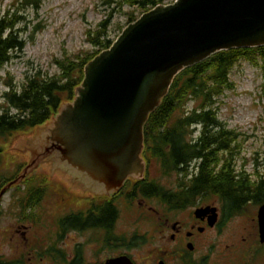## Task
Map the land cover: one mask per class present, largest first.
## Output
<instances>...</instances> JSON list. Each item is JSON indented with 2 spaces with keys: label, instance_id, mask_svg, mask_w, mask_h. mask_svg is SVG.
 <instances>
[{
  "label": "water",
  "instance_id": "obj_1",
  "mask_svg": "<svg viewBox=\"0 0 264 264\" xmlns=\"http://www.w3.org/2000/svg\"><path fill=\"white\" fill-rule=\"evenodd\" d=\"M260 45L264 0L157 5L85 65L72 101L45 124L14 134L3 156L11 152L27 162L16 180L31 164H41L46 184L63 185L77 203L88 194L83 180L117 189L129 174H142V127L174 77L217 51ZM260 219L264 227V206Z\"/></svg>",
  "mask_w": 264,
  "mask_h": 264
},
{
  "label": "trees",
  "instance_id": "obj_2",
  "mask_svg": "<svg viewBox=\"0 0 264 264\" xmlns=\"http://www.w3.org/2000/svg\"><path fill=\"white\" fill-rule=\"evenodd\" d=\"M44 0H21V7L38 8ZM147 11L157 5L174 0H125ZM22 19L15 13L0 14V68L21 50L24 44L18 36L17 22ZM135 19L130 18L129 22ZM106 19L97 28L88 33V42L98 50L91 53L65 57L56 61L59 72L42 73L40 70L26 75L21 84L5 83L0 94V165L3 159L4 141L19 132H26L45 124L59 110L65 101L74 99L76 90L84 80V67L102 50L108 49L113 39L105 33ZM245 60L259 66L264 76V45L255 47H237L217 51L208 58L182 69L173 79L167 94L158 106L149 112L143 124L142 157L149 165L152 162L160 174L177 176L185 174L189 165L198 167V174L192 176L191 188L186 194H200L212 189L221 190L224 182L232 188V194L243 193V182H233L235 178L246 179L248 176L232 166V158L237 155L235 145L238 133L226 127L218 118L217 98L233 88L230 80L231 69L239 61ZM264 90V80L262 83ZM264 92V91H263ZM188 100L192 106L187 108ZM193 131H198L196 136ZM223 159L224 166L218 174H213L218 160ZM16 167L11 177L0 175V188L15 179L21 168ZM237 171V172H236ZM236 172V173H235ZM183 178V177H182ZM31 176L26 180L25 196L20 202L26 207L34 206L43 198L46 191L35 184ZM235 188V189H234ZM142 196H162L166 194L158 183H151L141 188ZM101 224L108 228L113 219V209H106ZM103 217V218H104Z\"/></svg>",
  "mask_w": 264,
  "mask_h": 264
},
{
  "label": "rangeland",
  "instance_id": "obj_3",
  "mask_svg": "<svg viewBox=\"0 0 264 264\" xmlns=\"http://www.w3.org/2000/svg\"><path fill=\"white\" fill-rule=\"evenodd\" d=\"M20 2L21 0H0V14L8 12L22 17L16 28L18 36L24 41L22 49L14 52V56L0 68V94L6 88V82L21 84L26 75L37 70L49 75L56 74L59 72L57 60L97 51L98 49L88 42V33H92L103 20L106 19V35L115 41L130 23L150 10L143 11L125 0H44L38 8L21 7ZM130 18L135 20L129 22ZM229 76L233 88L217 98L216 111L226 127L238 133L235 142L237 155L232 158L234 167L239 172L252 174L255 172L254 168L264 169L263 71L259 66L241 60L234 65ZM192 104V101L188 100L187 108ZM1 109L0 106V111ZM193 132L194 136L198 134V131ZM9 139L4 141V144H7ZM217 163L225 162L219 158ZM20 164L22 167L10 182L21 176L27 162L16 154L8 153L6 159L3 156L0 175L11 177ZM150 174L155 182L164 187L175 185L178 179L175 173L163 177L154 162L151 164ZM31 176L44 178L35 179L34 183L43 187L46 194L34 208L26 209L20 198L25 196L26 180ZM46 183L47 177L43 173L42 165L33 163L20 179L8 185L1 194L0 255L11 260L20 258L24 253L27 257V253L31 252V240L43 238L41 246L44 247L48 238L55 237L52 228L57 216L72 208H82L86 196L77 203L78 196L68 193L63 185H58L54 180H51L50 184ZM148 204V201L140 198L129 202L121 200L120 229L129 231L139 213L144 212L152 216V208H149ZM29 210L33 211V218H28ZM75 239L83 241L82 237L75 236ZM74 240H69V246L72 241L76 242ZM28 255L31 256L30 259L33 258L32 253Z\"/></svg>",
  "mask_w": 264,
  "mask_h": 264
},
{
  "label": "flooded vegetation",
  "instance_id": "obj_4",
  "mask_svg": "<svg viewBox=\"0 0 264 264\" xmlns=\"http://www.w3.org/2000/svg\"><path fill=\"white\" fill-rule=\"evenodd\" d=\"M151 164L145 162L140 176L129 174L117 189L106 190L103 185L83 180L88 187L84 188L88 190L84 204L55 218V237L48 238L44 247L43 238L31 240L32 259L29 253L14 260L0 255V264H264V227L260 219L264 206L263 168L244 173L246 179L233 180L237 184L242 180V194H232L231 186L225 187L228 184L224 182L225 193L212 189L191 195L185 191L191 188L198 167L189 165L175 185L159 184L166 194L145 197L141 188L155 183ZM224 165L215 164L213 174ZM137 198L150 203L154 216L139 213L133 227L122 231L119 204ZM107 208L114 211L108 228L99 223L101 217L105 221ZM29 211L28 218H33V211ZM75 236L83 241L74 240ZM70 239L76 242L69 246Z\"/></svg>",
  "mask_w": 264,
  "mask_h": 264
}]
</instances>
